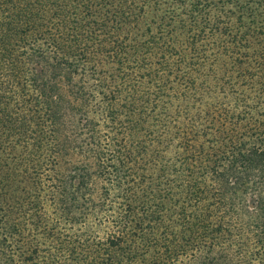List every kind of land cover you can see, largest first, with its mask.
Masks as SVG:
<instances>
[{
    "label": "trees",
    "instance_id": "obj_1",
    "mask_svg": "<svg viewBox=\"0 0 264 264\" xmlns=\"http://www.w3.org/2000/svg\"><path fill=\"white\" fill-rule=\"evenodd\" d=\"M73 4L0 0V57H14L35 91L36 114L28 116L37 118L40 169L71 172L60 174L62 191L84 185L101 202L107 225L97 237L108 264H264V26L249 27L231 10L195 24L188 50L173 52L179 74L160 102L157 93L143 98L144 86L130 80L134 72L153 74L147 64L154 57L138 54L160 43L150 38L157 35L152 26L111 24L108 8L94 16L89 4L69 11ZM112 11L128 18V10ZM83 16L107 40H77ZM34 29L37 42L28 38ZM94 53L109 57L111 78L123 74L126 86L103 90L108 78L94 77L101 67ZM100 93L111 117L117 94L129 115L125 134L119 130L114 140L97 134L95 117L104 111L90 104ZM15 203L0 206V264H23L11 239L22 230L11 223Z\"/></svg>",
    "mask_w": 264,
    "mask_h": 264
},
{
    "label": "rangeland",
    "instance_id": "obj_2",
    "mask_svg": "<svg viewBox=\"0 0 264 264\" xmlns=\"http://www.w3.org/2000/svg\"><path fill=\"white\" fill-rule=\"evenodd\" d=\"M73 2L69 11L78 9L79 12V8L89 4V10L94 16L99 11L102 12L103 8H108L107 22L111 24H136L144 28L149 24L152 26L150 32L157 35L150 38L157 41L160 39V43H154L156 48H153V45L149 46L150 48L146 46L138 54H149L156 62L166 49V55L163 56L165 64H162V67L155 62L147 64V70H152L154 75L138 73L141 76L138 77L134 72L130 80H139L144 86V91L140 93L143 98H146L147 94L157 93L156 98L160 102L163 100L160 97L162 90L170 91V87L176 83L175 76L179 74L178 69H175L178 56L173 52L176 50L184 53L188 50L198 30L195 24H211L216 16L223 18L226 16L225 12L231 10L236 16L240 15L249 27L264 26V0H106V6L102 8L95 5L94 0ZM222 3L223 9L220 7ZM141 7L145 12L139 14ZM120 9L124 13L128 10V18L112 11ZM86 17L78 20L81 26L73 32L77 40H107L101 28L90 30ZM99 22H103L102 19ZM140 27L138 30L142 32ZM35 30L37 29L28 36L35 37L33 42H37ZM161 42L165 43L160 45ZM94 52L96 53V50ZM95 53L91 57L100 61L101 67L94 77L99 79L97 74H100L108 78L103 90H115L118 85V89L126 86H122L125 80L123 74L118 77L117 82L111 78L110 64L107 61L109 57ZM100 58L104 60L101 62ZM19 66V63L14 62V57L4 54L0 57V197L4 198L0 200V206L8 198L16 202L10 214L11 223L19 225L22 230L14 231L16 234L11 237L13 244L21 251L23 264H108V250L100 239L107 225L101 220L105 214L98 211L101 209V202L91 199L88 187L84 185L76 191L75 184H71L67 188L68 191L63 192L59 185L62 178L60 176H70L71 172L57 170L52 164L44 166L46 170L40 169L43 168V156L37 147L40 141V133L35 131L37 118L30 121L28 116L30 110L36 114L32 109L37 104L35 91L28 81L29 77L17 68ZM86 66H89V61ZM89 73H86V77L93 85L94 79H90ZM163 85L165 86L162 87ZM93 89L96 92L98 88ZM124 94L122 92V95ZM119 103L117 94L113 117L107 111L108 105L101 93L97 94L90 104L92 110L101 108L104 111L102 116L95 117L98 120L97 134L101 137L109 134V140H114L122 129L121 136L125 134L129 115ZM142 106L145 109L147 104L142 103ZM106 113L108 117L105 116ZM150 120L149 118L148 121ZM143 134L142 131L139 135ZM124 167L127 172L131 168L127 164ZM15 254L16 258H22L19 257V252Z\"/></svg>",
    "mask_w": 264,
    "mask_h": 264
}]
</instances>
